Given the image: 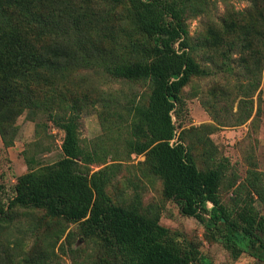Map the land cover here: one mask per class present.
Segmentation results:
<instances>
[{
	"label": "trees",
	"instance_id": "trees-1",
	"mask_svg": "<svg viewBox=\"0 0 264 264\" xmlns=\"http://www.w3.org/2000/svg\"><path fill=\"white\" fill-rule=\"evenodd\" d=\"M259 3L253 33L264 28V0ZM208 11L207 0H0L3 145L13 146L15 123L26 112L31 119L47 115L64 132L61 158L48 164L27 160L28 171L17 178L8 204L0 201V264H60L76 233H67L69 224H77V234L103 250L96 264L198 263L197 251L160 223L156 208L142 210L140 200L116 203L107 193L124 160L115 155L108 164L107 155L98 152L103 141L84 148L79 135L84 111L100 102L124 110L126 134L117 137L124 139L125 159L145 156L141 173L161 182L166 201L175 203L183 216L196 218L206 238L222 240L234 258L245 252L264 263V173L249 171L224 202L227 166L212 158L211 167L199 169L193 152L203 140L192 136L199 128L175 121L187 109L183 89L192 78L205 75L190 52L187 18ZM248 34L215 37L223 47L249 51ZM257 39L254 35L252 40ZM100 67L115 80L146 84L148 94L136 100L103 92L94 97L69 80L77 69ZM176 131L180 134L172 144ZM14 209L43 213L32 224L35 239L28 249L24 238L13 236L21 216L9 214ZM76 258L75 264H87Z\"/></svg>",
	"mask_w": 264,
	"mask_h": 264
},
{
	"label": "rangeland",
	"instance_id": "rangeland-1",
	"mask_svg": "<svg viewBox=\"0 0 264 264\" xmlns=\"http://www.w3.org/2000/svg\"><path fill=\"white\" fill-rule=\"evenodd\" d=\"M207 1L209 11L189 15L186 22L190 52L205 70V75L192 78L183 89L187 109L180 117L175 116V121L177 126L199 128L192 134L194 138L203 140L193 152L199 169L205 171L211 167L212 158L227 166L221 196L224 202H229L232 191L246 181L249 171L264 173V28L261 25L256 32L252 30V22L257 20L260 12L257 9L261 7L260 0ZM246 31L251 41L248 49H259L255 56L242 46L230 49L216 41L215 36L219 33L230 39ZM254 35L258 39L253 42ZM69 80L82 84L94 97L103 92L136 100L149 91L142 82L115 80L101 67L77 69ZM102 103L90 105L84 111L79 121V135L84 148L103 141L98 152L107 155L108 164L113 163L115 155L124 160L119 161L120 168L107 187V193L116 203L132 204L140 200L142 210L156 208L160 213V223L176 231L182 245L190 251H197V264H264L245 252L234 258L222 240L210 242L206 238L204 225L196 218L183 216L175 203L166 201L161 182L141 173L145 156L134 155L129 160L125 159L124 139L117 135L126 134V113L112 104L105 108ZM118 111H121L122 119L117 115ZM31 118L26 112L17 119L13 146L3 145L0 137V201L5 205L13 195L17 178L28 171L27 160L34 158L39 164H48L61 158L64 132L50 122L47 115ZM37 124H40L39 136L36 134ZM117 125L124 129L117 130ZM207 125L214 128L203 127ZM210 130L213 133L206 134ZM106 134L109 135L107 139ZM37 140L40 145L35 142ZM209 147L211 150L206 152ZM215 150L217 152L214 153ZM94 169L100 167L94 166ZM257 207L263 209L260 204ZM9 214L21 215L14 224L13 236L24 238V247L30 248L35 239V231L30 229H33L32 224L38 223L35 220L40 216L38 214L43 213L14 209ZM70 230L76 233L70 252L61 254L60 264H75L74 257L78 262L96 264L104 255L100 246L80 237L77 224H69L67 233ZM77 253L79 256L74 255Z\"/></svg>",
	"mask_w": 264,
	"mask_h": 264
},
{
	"label": "built area",
	"instance_id": "built-area-1",
	"mask_svg": "<svg viewBox=\"0 0 264 264\" xmlns=\"http://www.w3.org/2000/svg\"><path fill=\"white\" fill-rule=\"evenodd\" d=\"M179 134H180V132L176 131L175 138L172 140V144L177 141Z\"/></svg>",
	"mask_w": 264,
	"mask_h": 264
}]
</instances>
